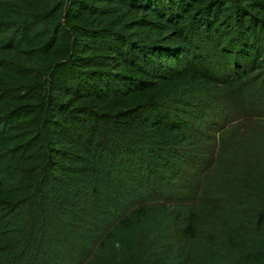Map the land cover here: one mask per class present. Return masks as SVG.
Returning a JSON list of instances; mask_svg holds the SVG:
<instances>
[{
    "label": "trees",
    "instance_id": "trees-1",
    "mask_svg": "<svg viewBox=\"0 0 264 264\" xmlns=\"http://www.w3.org/2000/svg\"><path fill=\"white\" fill-rule=\"evenodd\" d=\"M261 121L264 0H0V264H264Z\"/></svg>",
    "mask_w": 264,
    "mask_h": 264
},
{
    "label": "rangeland",
    "instance_id": "rangeland-1",
    "mask_svg": "<svg viewBox=\"0 0 264 264\" xmlns=\"http://www.w3.org/2000/svg\"><path fill=\"white\" fill-rule=\"evenodd\" d=\"M218 110H224L226 109V107L228 106H225V103L220 105V106H216ZM261 122H264V121H261ZM238 124V120L228 124L227 126H233V125H237ZM235 137V136H234ZM232 137V138H234ZM213 240H215V238L213 237ZM234 242H236V240L234 238H232V242H228L225 243V248L223 249H220L219 250V254H222L223 255V258H225L227 260V262H230L229 264H233L237 261H239L245 254V250L242 248V247H239V246H236L234 244ZM195 245L194 247L196 248V251L195 253H201V252H205V249H207V247L203 246L204 248H202V240H197V241H194ZM197 246H199L201 249H197ZM195 250V249H194ZM208 250V249H207ZM182 254L184 256H186V254H184V252H182ZM206 264H216L213 260H209Z\"/></svg>",
    "mask_w": 264,
    "mask_h": 264
}]
</instances>
